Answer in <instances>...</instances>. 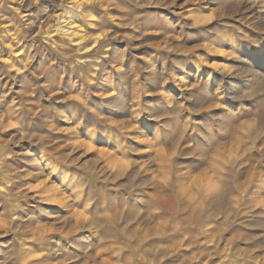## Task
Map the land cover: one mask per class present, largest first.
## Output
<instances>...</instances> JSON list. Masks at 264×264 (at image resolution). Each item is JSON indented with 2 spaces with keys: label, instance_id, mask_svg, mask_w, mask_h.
<instances>
[{
  "label": "rangeland",
  "instance_id": "1",
  "mask_svg": "<svg viewBox=\"0 0 264 264\" xmlns=\"http://www.w3.org/2000/svg\"><path fill=\"white\" fill-rule=\"evenodd\" d=\"M261 17L0 0V264H264Z\"/></svg>",
  "mask_w": 264,
  "mask_h": 264
},
{
  "label": "bare ground",
  "instance_id": "2",
  "mask_svg": "<svg viewBox=\"0 0 264 264\" xmlns=\"http://www.w3.org/2000/svg\"><path fill=\"white\" fill-rule=\"evenodd\" d=\"M209 1V0H208ZM226 4L228 5H234V6H248V7H256L260 14L262 15L261 18H263L264 20V0H225ZM74 7V6H73ZM229 7V6H228ZM70 14V13H68ZM73 15V14H72ZM72 19V18H71ZM70 19V20H71ZM68 21V20H67ZM70 26L66 29V32L70 30L71 28V24H69ZM262 25V24H261ZM58 26V25H57ZM59 29V28H57ZM63 32V33H64ZM64 36V35H63ZM68 36V35H66ZM69 37V36H68ZM72 38V37H71ZM228 39L231 41L232 38L228 35ZM73 41V39H72ZM100 43V41L98 42V39L95 40V44ZM98 46V45H97ZM233 48V47H232ZM261 57V56H260ZM259 57V58H260ZM258 58V59H259ZM261 61L264 62V59L261 57ZM252 92V91H251ZM253 93V92H252ZM221 137V136H220ZM223 137V136H222ZM226 144V140H224V138H221L220 140L216 141L215 143H213L212 147H211V151L215 152L214 154L221 152L222 148L224 147V145ZM219 156V155H217ZM213 167V166H212ZM249 262V261H248ZM251 264V263H250Z\"/></svg>",
  "mask_w": 264,
  "mask_h": 264
}]
</instances>
